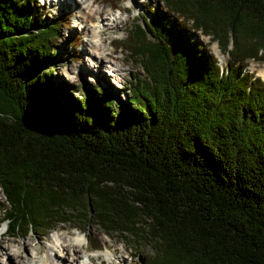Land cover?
Segmentation results:
<instances>
[{
	"label": "trees",
	"instance_id": "16d2710c",
	"mask_svg": "<svg viewBox=\"0 0 264 264\" xmlns=\"http://www.w3.org/2000/svg\"><path fill=\"white\" fill-rule=\"evenodd\" d=\"M135 1L151 21L114 43L144 77L122 103L56 92L66 18L0 0L1 223L19 239L68 222L125 233L153 251L135 264H264V81L245 72L264 62V0Z\"/></svg>",
	"mask_w": 264,
	"mask_h": 264
},
{
	"label": "rangeland",
	"instance_id": "374dc122",
	"mask_svg": "<svg viewBox=\"0 0 264 264\" xmlns=\"http://www.w3.org/2000/svg\"><path fill=\"white\" fill-rule=\"evenodd\" d=\"M38 2L40 9L44 11L45 15L49 18L64 16L67 20L66 26L61 30V38H59L57 43L58 50L54 59L55 66L53 73L50 76L54 90L59 92L61 85L66 83L73 87V96L80 97L83 95V92L81 90L77 91V87H86L91 90L92 86H97L100 87V89H104L107 93L109 92L111 95L118 96L120 101L124 103L129 97L127 90L133 87V85H131V80L136 82L139 76H143V71L141 63L132 57L133 55L131 52H129L124 46H118L116 44L115 47L113 40H121L115 41L117 43H127L129 37L134 35L136 31L134 27L135 25H139L143 23V21H151L150 17H146L144 13L146 5L141 8V6L136 4L135 0H122L119 3L114 0H98V4H94L91 7L95 12L99 11L108 13L110 11L109 15H107L108 18H113L116 15L122 19L119 30L111 33L108 31V34L105 36L108 37V39L104 42L106 53L110 54L112 51L111 53L118 57V62L108 58L105 61L107 63L102 67V63L98 64L100 60L92 61L86 53L87 46L89 51L92 52L94 50L87 42L95 37L93 35L96 30L94 28H92L91 31L83 29L84 26L87 25V27H89L91 26L90 24H92L91 22L88 26V19L86 18L85 21H83L80 17L83 10L74 6L69 0H39ZM142 3H144V0H142ZM113 4L116 5L118 9H123L124 7L131 8L127 10L128 13L125 12V14H121V10L120 13L113 11L115 9ZM195 37L198 42L208 46V49L217 58L218 63L222 68L226 67L229 61V56L227 54L223 55L220 52L217 46L218 41L214 42L210 37L201 35L200 33H195ZM231 49L232 40L230 37L227 50ZM94 51L96 53L100 52V50ZM102 53L104 52L102 51ZM108 60L111 61L109 62ZM123 60H125V65L122 62ZM111 67L113 69L122 70V75L118 76L119 79L114 77ZM246 70L256 77L264 78L261 73V71L264 70V62L248 61ZM119 90H124V92H118ZM111 110L118 112L120 110L119 104H113ZM4 205V196L0 193V234L5 230V225L1 223V219L4 215ZM83 228L84 230L81 231L80 229ZM78 233L83 235L85 240H87L84 241L85 248H83L84 252L82 253L83 264H130L131 262L135 264L136 262H139V255L151 256L153 254V251L149 246L141 245L136 247L133 242L128 240L131 238L125 233H123V235L108 233V237L98 225L88 223L85 227L81 226L80 228H77L74 227L73 222L57 224L48 232V234L45 235L40 234L34 236L33 234H30L21 239L10 237L7 233L6 235H3L4 238H1L0 235V251L4 248H7L11 252L20 249L27 255L34 252L36 257L42 259L48 255L49 249L54 246L57 237H60L61 239L64 238L67 241L75 240V238L81 239L77 236ZM96 242H99L100 249L93 247L98 250L92 253L96 257L93 259L94 261L92 263H89L90 261H87L90 254L89 250H91L92 243L96 245ZM38 247L43 248V252L39 255H37L39 250ZM44 249H47V252L44 251ZM49 253L52 256L54 255L51 250ZM3 259L4 264H12L9 263L10 261L8 262L7 257H3ZM22 260H25V258H12V261L15 264H18ZM66 264L73 263L67 261Z\"/></svg>",
	"mask_w": 264,
	"mask_h": 264
},
{
	"label": "bare ground",
	"instance_id": "6f19581e",
	"mask_svg": "<svg viewBox=\"0 0 264 264\" xmlns=\"http://www.w3.org/2000/svg\"><path fill=\"white\" fill-rule=\"evenodd\" d=\"M69 2L73 3L74 6L79 7V8H81V10H83V13L80 15V17L82 18L83 21H85L86 18L88 19V22H89L88 26L92 22V24H90L91 26L87 27V25H86L83 27V29L86 31H88V30L91 31V29L94 28L96 30L95 34L93 35L95 37L91 38V40H88L87 43L89 44L90 47H93L94 50H96V51L100 50V52H99L100 54L96 53L94 50L92 52L89 51L88 46H87L86 53H87L89 59L92 61L93 60L94 61L100 60L98 62V64L102 63L101 64L102 67L104 66L105 63H107L105 61L108 58L118 62V57L116 55L114 56V54L111 53L112 51L110 52V54L106 53L104 42H105V40L108 39V37H105L108 34L107 33L108 31H110V33H111V32H115V31L119 30L120 25L122 23V19H120L116 15L113 18H108L107 15H109L110 11L108 13L107 12L103 13V12H99V11L95 12V10H92L91 7L94 4H98V0H69ZM116 8L117 7H115V9L113 10L114 12L116 11V12L120 13V10H121L122 11L121 14H123V13L125 14V12L128 13L127 10L131 7H124L123 9L117 8V10H116ZM94 16H96V17H94ZM99 40H100V43H99ZM115 47H116V45H115ZM102 51L104 53H102ZM111 60H108V61L110 62ZM122 62L125 65V60H123ZM121 71H122L121 69H113L112 68V74H114L115 78L119 79L118 76L122 75ZM81 72L83 73L82 70H81ZM261 73L264 76V70H262ZM80 233H78V235H77L79 238L81 236ZM1 238H4V236L1 235ZM84 241H87V240H85L84 236L82 239L75 238V240H70V241H67L64 238L61 239L60 237L59 238L57 237L56 241L54 242V246L49 249V252L51 250L54 253V255L52 256L48 252V255L42 259H39L38 257H36V254L34 252L33 253L31 252L30 254L27 255L24 253V251H22L20 249L11 252L7 248L6 249L4 248L0 251V264H4L3 257H7L8 262L10 261L9 263H12V264H15L12 261L13 257H16L17 259H20V258L23 259V257L25 258V260L20 261L18 264H56V263L57 264H66L67 261L68 262L70 261L73 264H83L82 253L84 252L83 248H85ZM38 249L39 250H38L37 255H39L40 253L43 252V248L38 247ZM46 250L44 249V251H46ZM93 256H94V254H93ZM95 257L96 256H94V258ZM94 258L88 256V261H90L89 263H92L94 261L93 260ZM84 264H87V263H84Z\"/></svg>",
	"mask_w": 264,
	"mask_h": 264
}]
</instances>
